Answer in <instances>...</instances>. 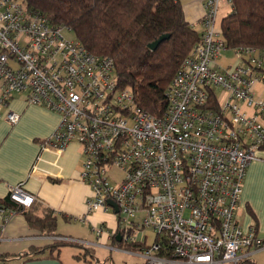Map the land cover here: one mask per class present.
I'll return each mask as SVG.
<instances>
[{
  "label": "built area",
  "instance_id": "1",
  "mask_svg": "<svg viewBox=\"0 0 264 264\" xmlns=\"http://www.w3.org/2000/svg\"><path fill=\"white\" fill-rule=\"evenodd\" d=\"M199 1L202 14L190 24L200 39L168 84L163 111L153 115L130 88L117 87L112 57L64 36L65 27L26 0H0V110L23 94L59 114L41 149L80 145L87 212L111 207L117 224L110 232L100 221L93 231L143 243L137 256L144 264H248L264 248V235L237 215L246 168L264 159V99L255 94L264 85V48L227 47L218 12L231 11L232 0ZM229 49L234 62L218 65ZM19 117L0 113L10 124ZM8 195L20 210L0 204V240L10 218L36 200L22 183ZM144 229L156 235L150 245L135 235Z\"/></svg>",
  "mask_w": 264,
  "mask_h": 264
},
{
  "label": "trees",
  "instance_id": "2",
  "mask_svg": "<svg viewBox=\"0 0 264 264\" xmlns=\"http://www.w3.org/2000/svg\"><path fill=\"white\" fill-rule=\"evenodd\" d=\"M232 2V10L220 21L227 47L264 48V0ZM26 3L43 13L54 26L73 31L91 53L112 57L117 87L130 88L135 103L153 115L163 111L168 84L179 63L200 39L198 30L185 19L181 0H26ZM163 34H169V38L154 50L149 49L148 44ZM0 204L20 210L9 195L1 198ZM21 213L40 234L57 235V219L50 211L38 215L33 207ZM253 224L256 226L255 221ZM117 232L111 238V245L116 248L138 251L143 246L118 241ZM66 244L74 243L53 242L49 258L59 261L60 247Z\"/></svg>",
  "mask_w": 264,
  "mask_h": 264
},
{
  "label": "crops",
  "instance_id": "3",
  "mask_svg": "<svg viewBox=\"0 0 264 264\" xmlns=\"http://www.w3.org/2000/svg\"><path fill=\"white\" fill-rule=\"evenodd\" d=\"M183 13L190 23L197 22L202 14L200 1L187 2ZM6 110L17 112L20 117L14 124L0 118V199L8 195L10 186L22 183V188L36 199L25 210L36 207L38 215H43L45 210L54 214L57 235L40 234L29 226L22 211H19L5 226L0 240V257H3L0 260L2 264H31L39 260L63 264L60 258L62 247L59 261L49 258V246L53 242H71L74 244L68 245L80 248L88 243L92 227L103 221L106 229L112 232L117 228L116 221L114 218L112 221L109 213L102 210L87 212L85 202L91 190L80 178L83 156L77 142L71 141L61 152L41 149L40 141L50 137L58 126L59 114L43 105L27 103L23 94L14 95L0 113L4 114ZM262 181L264 159L254 160L245 171L237 215L243 227L255 221L258 232L264 235ZM94 238L95 241L89 244L116 248L111 245L112 237L109 238L106 233L95 234ZM41 249L42 252L37 253ZM71 264L79 263L73 261Z\"/></svg>",
  "mask_w": 264,
  "mask_h": 264
},
{
  "label": "rangeland",
  "instance_id": "4",
  "mask_svg": "<svg viewBox=\"0 0 264 264\" xmlns=\"http://www.w3.org/2000/svg\"><path fill=\"white\" fill-rule=\"evenodd\" d=\"M189 1L190 0H181L182 8H184L187 2ZM229 12H230V8L228 6H221L218 14H219V17H221V16L228 14ZM196 27L198 29L200 28L198 24ZM63 33H64V36L68 38H72V39L76 38L74 32L67 28L63 30ZM234 60H235V56H234L232 49L223 50L221 51V54L219 56L218 65L222 67H226L230 63H233ZM255 94H256V98L264 99V85L263 84H258L256 86ZM262 157L264 158V152L262 154ZM262 185L264 186L263 181H262ZM105 212L109 213L113 221L114 215H113L112 208L110 207L108 211H105ZM92 230H93V227H92ZM93 233L89 231V237H87L88 243H86L88 245L85 244L83 247H80V248H77L76 245H68V244L61 246L62 248L60 252V258L62 259L63 264H71L73 263V261L79 264H144V259L137 256L139 251L127 252L128 250H125L126 248L110 249V247L104 248V247L92 245V243L89 244V242L95 241V238H94L95 232L93 231ZM117 234L119 233L117 232ZM135 235L137 238H140L142 235H146L147 236L146 244L148 245H150L156 237L155 233L150 231L149 229H144L142 232L138 231V233H135ZM251 259H253V262H249L248 264H264V248L259 249L254 254H252ZM0 264H2V260H0ZM176 264H185V263L178 262Z\"/></svg>",
  "mask_w": 264,
  "mask_h": 264
},
{
  "label": "water",
  "instance_id": "5",
  "mask_svg": "<svg viewBox=\"0 0 264 264\" xmlns=\"http://www.w3.org/2000/svg\"><path fill=\"white\" fill-rule=\"evenodd\" d=\"M167 38H169V34H163V35H161L158 39H156V40H154V41H152V42H150L148 44L149 49L154 50L159 45V43L161 41H163V40H165ZM107 203L114 208V211L115 212L118 211L116 204L112 200H108ZM116 237L118 238L117 240L120 241L119 234H117ZM45 263L50 264L49 262H47L45 260L32 261L31 264H45Z\"/></svg>",
  "mask_w": 264,
  "mask_h": 264
}]
</instances>
